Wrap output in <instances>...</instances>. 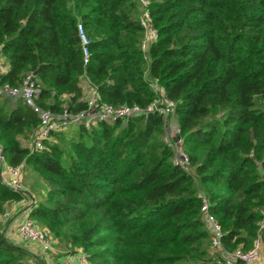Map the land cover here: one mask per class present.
<instances>
[{"label":"trees","instance_id":"1","mask_svg":"<svg viewBox=\"0 0 264 264\" xmlns=\"http://www.w3.org/2000/svg\"><path fill=\"white\" fill-rule=\"evenodd\" d=\"M149 2L157 40L142 52L137 0H0V83L17 87L35 73L40 108L85 111V84L98 107L145 109L157 98L152 83L175 103L167 119L72 126L34 151L19 138L33 139L38 115L3 96L0 146L7 164L47 188L30 218L90 264H219L252 248L264 215V0ZM175 129L188 169L173 163ZM20 199L0 170V264H46L6 237L3 215ZM203 200L221 227L220 251L210 249Z\"/></svg>","mask_w":264,"mask_h":264},{"label":"built area","instance_id":"2","mask_svg":"<svg viewBox=\"0 0 264 264\" xmlns=\"http://www.w3.org/2000/svg\"><path fill=\"white\" fill-rule=\"evenodd\" d=\"M139 5L138 22L143 29V38L140 44L142 52L147 51L148 47L157 40V31L153 27L149 12V0H137ZM77 32L81 42L84 65L88 63L90 53L88 51L89 41L85 35L81 24L77 25ZM8 70L5 58L1 54L0 46V75L5 74ZM152 90L157 94V98L148 105L145 109L137 105H122V106H97V95L94 90L90 89L85 95L88 108L85 111L77 114H69L63 111L60 115H55L37 106L35 100L38 89L34 82L33 74H27L23 77L21 83L17 87H11L7 83H0V97L20 96L24 104L31 108L38 115V126L36 134L30 143V149L34 151H43L45 144L53 140L56 133L67 131L72 126L83 125L86 129H90L97 123L106 122L113 123L117 120H126L131 117H136L142 114L157 112L164 119H167L175 109V103L166 97L165 91L156 83L151 84ZM172 128L169 126V130ZM179 130L175 129L172 135L173 139V163L181 166L183 169L190 167L189 160L182 151V140L179 137ZM0 170L4 184L13 192L25 194V186L23 183L24 167L21 165H9L6 163L3 150L0 146ZM27 196V195H26ZM28 199H20L13 203L14 207H21L23 210L22 219L16 227V237L24 245L33 246L43 255V260L46 264H52V253L55 249L56 241L51 233L36 225L30 218L31 207L34 202ZM201 211L206 214L209 231H210V249L214 252L222 250L221 238L222 230L217 221L207 214L208 205L203 200ZM10 211L5 212L3 218H9ZM259 236L254 241L253 246L249 250L237 248L230 253H223L222 261L219 264H256L261 259V233L264 231V215L259 224ZM73 259L76 264H90L86 254L82 249H76L73 254H69L63 264H71Z\"/></svg>","mask_w":264,"mask_h":264},{"label":"crops","instance_id":"3","mask_svg":"<svg viewBox=\"0 0 264 264\" xmlns=\"http://www.w3.org/2000/svg\"><path fill=\"white\" fill-rule=\"evenodd\" d=\"M88 92H89L88 86L85 84V95H87ZM19 140L22 146L24 147H29L32 141L30 136L27 139L20 137ZM23 183L25 186L26 195L30 198V200H32V202H34V204L37 205L38 203H41L45 200V196L47 192L46 186L38 177H36L31 171H29V169H24ZM23 210L24 209H22L21 207H14L13 205H11L9 208L10 215L8 218V222L4 226V232L6 234L7 239L10 242L20 243V241L16 237L15 228L22 219ZM261 243H262L261 259L256 264H264V231L261 234ZM35 250L38 252V257L43 260L42 253H40L37 249ZM73 253L74 251H67L56 242L54 252L52 253V257L54 258L55 261H53L52 264H63L65 258L69 254H73ZM71 264H76V261L73 259Z\"/></svg>","mask_w":264,"mask_h":264},{"label":"rangeland","instance_id":"4","mask_svg":"<svg viewBox=\"0 0 264 264\" xmlns=\"http://www.w3.org/2000/svg\"><path fill=\"white\" fill-rule=\"evenodd\" d=\"M67 131H69V129H68ZM37 226H38V225H37ZM41 228H42V227H41ZM15 230H16V228H15ZM12 232H13V231H12ZM12 232H11V233H12ZM14 244H20V243L17 242V243H14ZM22 244H23V243H22ZM23 246H24V247H25V248H26V249L32 254L33 257H35V256L38 257V252L33 248V246L26 245V244L23 245ZM261 247H262V245H261ZM261 249H262V248H261ZM261 251H262V250H261ZM51 260H54V258H52ZM31 261H32V260H29V259H28V262H29V263H31ZM54 261H55V260H54Z\"/></svg>","mask_w":264,"mask_h":264},{"label":"water","instance_id":"5","mask_svg":"<svg viewBox=\"0 0 264 264\" xmlns=\"http://www.w3.org/2000/svg\"><path fill=\"white\" fill-rule=\"evenodd\" d=\"M33 75H35V73H33Z\"/></svg>","mask_w":264,"mask_h":264}]
</instances>
